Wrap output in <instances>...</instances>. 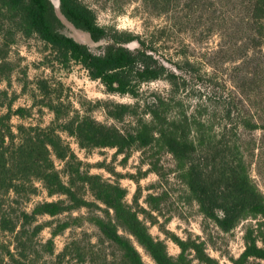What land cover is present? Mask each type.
I'll return each instance as SVG.
<instances>
[{"label":"trees","instance_id":"16d2710c","mask_svg":"<svg viewBox=\"0 0 264 264\" xmlns=\"http://www.w3.org/2000/svg\"><path fill=\"white\" fill-rule=\"evenodd\" d=\"M58 1L56 8L51 0H0L3 23L0 47L8 48L11 42L4 28L14 29L23 37L36 36L53 55V61L63 67L78 64L108 94L134 99L132 104L97 102L110 119L122 121L131 117L133 126L121 130L78 113L59 122L57 105L49 101L46 107L54 113L57 127L54 123L44 128L18 125L15 134L11 117L22 118L27 111L22 107L13 110L7 102V92L0 89V234H10L13 242L12 248L0 242V264H37L40 256L34 240L46 227L38 223V218H53L82 208L92 213L89 222L99 232L98 243H109L119 252L110 259L102 252L98 260L90 253L91 264H144L131 238L155 264H191L186 250L195 252L201 263L212 264L201 243L178 241L180 254L176 258L170 256L165 244L150 235L126 202V190L119 183L82 171L81 161L63 142L58 130L75 138L83 150L115 149L125 157L134 148L168 152L201 214L221 231H230L247 217L260 218L255 229L246 231L244 251L232 263L264 262V196L249 176L237 134L240 127L248 132L264 129V0H224L231 5L227 9L231 14L226 19L215 18L222 23L213 22L224 30L215 53L238 63L233 67L232 80L238 96L225 95L221 90H217L218 95L213 92L222 106L223 120L218 127L183 110L175 98L184 77L199 75L196 64L188 57L166 58L154 42L138 34L99 26L93 10L81 0ZM143 3L160 14L172 15L173 20L181 5L203 16L205 10L222 4V0H143ZM199 3L203 4L198 6ZM66 24L77 30L86 43H102L101 51L94 53L83 41L64 34L62 28ZM6 65L0 55V83L8 79ZM158 80L168 84L169 94L164 97L149 92L140 98L141 86ZM46 87L45 81L37 83L38 90L46 91ZM245 100L257 105L260 113L257 118L246 110ZM54 160L62 163L61 172L66 180ZM36 181L49 197L58 199L37 202L30 212L14 209L36 194ZM87 193L93 201L86 199ZM98 205L104 208L99 209ZM95 208L102 215L95 214ZM69 225V221L61 223L51 235ZM41 247L46 248L47 254H53L51 240ZM66 256L65 250L56 255L55 264H62Z\"/></svg>","mask_w":264,"mask_h":264},{"label":"rangeland","instance_id":"374dc122","mask_svg":"<svg viewBox=\"0 0 264 264\" xmlns=\"http://www.w3.org/2000/svg\"><path fill=\"white\" fill-rule=\"evenodd\" d=\"M81 1L93 10L99 26L107 30L138 34L145 40L154 42L158 52L164 57L172 60L188 57L194 62L200 76L195 74L184 77V84L180 82L175 98L182 104L183 110L208 119L213 127L222 123V106L219 97L213 92L221 90L225 95H237L232 80L233 67L238 63L215 53L223 39L224 30L213 22L217 21L216 17L226 19L231 14L227 10L231 5L222 0V4L205 10L203 16L201 12L189 11V8L181 5L172 20V15L160 14L150 9L143 0ZM202 4L199 3L198 6ZM214 11L216 13L212 14ZM221 19L217 22L222 23ZM1 24L3 25L0 22ZM74 30L67 24L62 28L64 34L83 41L78 31ZM4 33L11 42L8 48L0 47V55L5 58V70L8 71V79L1 81L0 89L7 92V102L11 103L13 110L22 107L27 111L22 118L11 117L10 124L15 134L18 125L44 128L54 123L55 115L46 107L49 101L57 105L59 122L67 115L70 117L78 113L80 116L88 114L100 123L113 125L121 130H129L133 126V118L125 117L122 121L110 119L103 105L97 103L107 101L132 104L134 99L130 96L108 94L104 86L99 81L90 79L87 71L78 64L70 63L66 68L53 61V55L36 36L23 37L11 28H4ZM83 42L94 53L101 51L102 43ZM40 81L46 82V91L38 90L37 83ZM149 92L166 97L169 86L164 80L144 84L139 90L140 98L147 96ZM245 104L250 115L257 118L260 114L257 105L247 100ZM54 126L57 127L55 123ZM58 132L63 142L81 161L82 171L100 175L111 183H119L126 190V202L146 225L150 235L155 240L162 241L167 253L174 258L181 252L178 241H182L201 243L212 264H233V260L238 259L244 251L246 231L255 229L261 221L259 217H247L230 231H221L201 214L179 177L174 158L166 151L134 148L127 157L116 153L115 149L88 151L81 149L75 138L60 130ZM237 134L242 141L249 176L264 196V129L248 132L240 127ZM54 162L63 180H66L61 172L62 163L58 160ZM35 185L36 194L14 209L30 212L37 202L58 199L57 196L49 197L39 182L36 181ZM86 199L93 201L88 193ZM98 207L104 208L102 205ZM94 213L102 215L97 208ZM91 215L89 210L82 208L53 218L39 217L38 223L45 224L46 227L34 240L35 249L40 256L37 264H55L56 255L64 250L67 256L62 264H91L90 253L97 260L102 252L108 255V259L117 256L119 252L114 246L106 242L103 245L98 243L99 232L89 222ZM66 221H69V227L52 236L51 232ZM48 240L52 241V255L41 247ZM131 241L144 264H155L133 238ZM0 242L13 247L10 234L1 233ZM185 254L191 264H204L196 259L195 252L186 250ZM258 263L264 264L254 260H250L248 264Z\"/></svg>","mask_w":264,"mask_h":264},{"label":"water","instance_id":"95a60500","mask_svg":"<svg viewBox=\"0 0 264 264\" xmlns=\"http://www.w3.org/2000/svg\"><path fill=\"white\" fill-rule=\"evenodd\" d=\"M53 5L57 8L59 6V1L58 0H51Z\"/></svg>","mask_w":264,"mask_h":264}]
</instances>
